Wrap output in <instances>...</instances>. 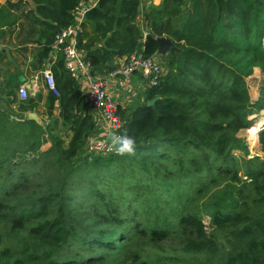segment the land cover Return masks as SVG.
<instances>
[{"label":"trees","instance_id":"16d2710c","mask_svg":"<svg viewBox=\"0 0 264 264\" xmlns=\"http://www.w3.org/2000/svg\"><path fill=\"white\" fill-rule=\"evenodd\" d=\"M34 1L41 16L36 17V22L42 26L39 39L45 41L42 56L47 59L53 49L56 34L74 21L72 11L81 2L89 0ZM189 3H186L185 13L182 12V6H186L185 0H163L160 8H151L146 14L149 30L144 37V32L136 23L141 0H100L96 7L86 13L87 24L94 25L97 35L87 41L79 37L78 46L86 51L93 73L105 75L117 70L118 66L112 63L115 56L132 55L135 52L152 57L159 49L158 37L167 36L173 40L175 47L163 56L167 73L157 86H149L146 102L121 116L123 126L119 134L126 130L135 138L138 150L140 148L143 151L139 150L140 153L135 158L125 159L128 169L122 171L123 176L119 181L121 183L125 180L131 188L135 187V193L140 194V202L144 204L145 210L150 206L148 204L158 201L152 206V210L162 211L167 206L185 208L184 197L192 189L198 188L199 178L208 181L211 178L208 174L212 173V169L219 170L223 177L232 176L235 180L241 179V173L242 177H247L242 182L245 181L243 185L249 189V197L258 196L255 200L258 208H254V203L247 202L248 205L244 206L253 211L244 216L237 210L231 212L212 204L209 207L205 203L200 204L201 207L195 212H192V208L185 209L182 214L183 222L196 226L203 234L204 229L206 230L203 216L209 215L212 224L219 230H224L228 225L236 228L233 231L229 228L225 230L232 251L221 264H264V212H261L264 207V158H247L245 154H234L235 150L247 149L241 143L238 132L252 124L247 118L250 113L245 109L247 103L241 102L249 100L248 83L241 71L213 55V52L222 47L227 48L229 55L236 51L256 53L260 50L264 55V0H191ZM27 5L22 0H7L5 5L0 4V20L8 17L11 8ZM210 15H214L213 20ZM250 17L255 19L254 23L249 22ZM217 28H221L222 34L227 37L223 41L226 45H218L215 41ZM236 31L242 36L247 34L249 42L246 46L238 45L245 38H238ZM101 41L103 44L98 45ZM247 57L251 58L249 55ZM256 63L254 61L252 65ZM250 66L249 63L248 67L251 68ZM53 71L60 95L50 92L49 113H52L54 104L58 101L64 125H69L73 131L66 150L69 156L67 159L71 160V156H76L85 149L88 137L97 128L86 94L66 68L63 54ZM203 73L208 74L206 79L201 78ZM153 99H156L155 103L149 105ZM35 103L36 98L29 97L20 100L19 106L22 111H27ZM16 124L30 125L37 129H41L42 125L27 117L19 123L8 122V118L0 114V169L7 173V177H0L3 178L2 181H9V178L16 175H26L16 185L18 187L32 180L29 178L30 171L25 172L21 167L33 163L36 157L29 158L31 154L27 152L38 150L34 142L26 148L12 150L13 145L7 142L20 134ZM47 128L51 130V127ZM55 129L54 126L52 130ZM30 131L23 138L33 140L32 136L44 135L46 130ZM258 135L264 152V128ZM41 153L40 156L45 155L44 152ZM111 156L122 157L119 154ZM62 161L63 158L60 157L56 163ZM127 171L131 173L127 174ZM135 173L139 174L136 178L131 176ZM130 190L124 188L121 196ZM55 195V192H50L38 197L43 210L54 203ZM128 202L130 201L123 198V212L127 209ZM109 203L112 202L106 200L107 206H110ZM17 212L16 219L20 222L29 214L19 213V207H14L12 216ZM105 218L118 223L125 219L109 212ZM72 221H75L74 217L69 220L65 215H58L31 226L32 235L49 246L44 255L33 256L34 264H75L76 261L71 260L68 252L72 251L74 245H79L80 239H86L89 245L112 247L114 240L109 238V230H101V235L92 239L84 235L89 231L88 226L80 227ZM214 245L213 240L208 244L191 240L188 248H195L197 251L209 248V251L216 252L218 250H214ZM13 264L23 262L16 260Z\"/></svg>","mask_w":264,"mask_h":264},{"label":"rangeland","instance_id":"374dc122","mask_svg":"<svg viewBox=\"0 0 264 264\" xmlns=\"http://www.w3.org/2000/svg\"><path fill=\"white\" fill-rule=\"evenodd\" d=\"M190 6L191 4L189 8ZM207 16L209 17V14ZM210 17L213 20L214 15ZM249 22L254 23L255 19L250 17ZM236 34L238 38H245L238 45L246 46L249 42L246 39L247 34L242 36L238 31ZM225 38L227 37L222 34L221 28H217L214 39L218 45H226L223 43ZM226 49L222 47L213 52V55L242 72L248 83L249 100L241 102L247 103L245 109L250 111L247 118L252 123L238 132L241 143L246 145L247 149L245 151L235 150L234 154H245L247 158L257 156L264 158L257 135L261 130L260 125L264 123V55L261 53L262 50L256 53L236 51L229 55ZM247 55L251 58L249 59ZM163 56H158L162 62ZM254 61L257 63L252 65ZM249 63L251 68L248 67ZM163 70L165 75L167 73L165 63H163ZM207 77V73L201 76L202 79ZM8 128H11L10 125ZM16 128L20 134L7 142L13 145L12 150L18 147L26 148L34 142L39 154L29 150L27 152L31 154L29 158L36 157L33 163L21 167L24 171H30L29 178L32 180L29 183L16 187L26 178V175L20 174L9 178V181H2L7 177V173L0 169V175L3 177H0V182L2 181L0 184V238L2 240L0 258L2 264H13L16 260L23 264H34L33 256L44 255L49 246L37 236L32 235L30 228L43 219H52L58 215H65L69 220L74 217L75 221L72 222H76L80 227L88 226L89 231L84 234L85 236L93 239L101 235V230L106 229L109 230L107 233L109 238L114 240L112 247H102L99 244L89 245L86 239H80L79 245H74L72 251L68 252L71 260L76 261L75 264H221L232 251L225 230L229 228L233 231L236 228L228 225L224 230H219L212 224L211 217L204 215L203 222L206 230L204 229L205 233L202 234L196 226L183 222L182 214L186 211L185 209L192 208V212H195L201 207L200 204L208 203L209 207L212 204L231 212L237 210L244 216H248L253 210L244 206L248 205L247 202L254 203V208H258L255 204L258 196L249 197V189L243 185L245 181H242L247 178L246 176L242 177L240 173L241 179L235 180L232 176L223 177L219 170L212 169V173L208 174L211 178L208 181L205 178H199L198 188L192 189L184 197L185 208L182 206L181 209H176L167 206L162 208V211L152 210L154 208L152 206L157 201L148 204L150 206L146 204L148 208L145 210L144 204L140 202V194L135 193V187L131 188L125 180L121 181L122 184L119 181L123 176L122 171L128 169V163L125 162L127 156L115 157L111 156L112 153H93L85 145V149L68 160L66 150L70 139L67 141L69 134L66 131H49L44 125L41 129H37L30 125L16 124ZM31 129L35 132L46 131L44 135H37V137L31 135L33 140L23 138L31 133ZM62 140L64 143H61ZM139 150L142 149L139 148ZM41 152L45 155L40 156ZM60 157L63 161L56 163ZM130 173L127 171V174ZM138 175L131 174L134 178ZM129 176H127V181ZM124 188L125 190L131 189V193L127 191L124 196H121ZM50 192H55L56 200L43 210L38 197ZM110 198L112 200H109ZM123 198L130 201L124 212ZM106 200L112 202L109 203L110 206L106 205ZM142 200H144V195ZM14 207H19V213L29 212V214L21 222L17 221L18 212L13 216L11 213ZM108 212L111 215L119 214L125 219L122 223L109 221L105 218ZM261 212H264V207ZM248 224L252 223L248 222ZM153 226H155L154 230ZM191 240L203 241V244H208L210 240H213L215 241L214 250L217 248L218 251L211 252L209 248L204 251H197L195 248L191 250L188 248ZM55 257L58 258L56 254Z\"/></svg>","mask_w":264,"mask_h":264},{"label":"crops","instance_id":"0c3cea01","mask_svg":"<svg viewBox=\"0 0 264 264\" xmlns=\"http://www.w3.org/2000/svg\"><path fill=\"white\" fill-rule=\"evenodd\" d=\"M22 1L28 5L11 8L8 17L5 20H0V114L5 115L8 122L19 123L26 117L29 118V114L34 112L38 116L36 122L45 127H51V131H53L54 126L56 127L55 132L66 131L69 134L68 141L72 138L73 131L69 125H64L58 101L55 102L52 113H49V94L51 90L45 78V73L48 71L52 72L55 77L53 70L59 58H61L62 52L52 49L49 58L46 59L42 56L45 41L39 39L42 26L36 22V17H41L37 11V3L34 0ZM99 1L89 0L85 3V6L92 9L98 5ZM6 2L7 0H0L1 5H5ZM162 3L163 0H141L136 23L144 32V37L147 36L149 30L146 18L147 12L151 8H160ZM186 3L189 2L185 1L186 6H182L183 13L187 11ZM76 9L72 11L73 22L82 19V29L78 34V41L79 37H82L84 41L90 40L97 35L94 25L87 24L86 14L81 17ZM102 44L103 41L98 43V45ZM84 52L86 53V51ZM159 55L162 54L157 52L155 56L158 57ZM130 56L131 54L115 56L112 63L119 68L127 62ZM113 72L105 75L94 74L106 80L108 90L117 101L122 116L123 113L126 114L135 109L140 103L147 101L146 92L149 85L140 74L136 73L128 85L123 87L119 83L122 79L121 76H114L112 75ZM23 85L28 88L29 96L27 98H36L33 108L27 111H22L19 106L20 100H25L19 93V89ZM79 85L81 90L86 93L88 83L83 82ZM93 120L97 129L88 139L92 136L102 137L106 134L104 128L94 118Z\"/></svg>","mask_w":264,"mask_h":264},{"label":"built area","instance_id":"2783aa9c","mask_svg":"<svg viewBox=\"0 0 264 264\" xmlns=\"http://www.w3.org/2000/svg\"><path fill=\"white\" fill-rule=\"evenodd\" d=\"M191 1V0H185ZM81 2L77 7V13L83 17L90 9ZM82 29V19L72 22L61 29L55 37L53 50L60 51L64 55L65 66L79 83H88L86 91L87 100L93 110V118L102 126L106 134L102 137L92 136L87 140L86 148L97 154H118L110 147L109 132L119 134L123 126V120L119 111V105L109 92L104 78L93 73V67L86 53L78 46V34ZM140 74L149 86H157L164 76L163 62L157 56L145 57L142 53L132 54L127 62L115 70L112 75L121 76L120 85L125 87L134 74ZM49 89L59 96L60 92L52 72L45 73ZM19 93L23 99L29 96L28 88L21 86Z\"/></svg>","mask_w":264,"mask_h":264},{"label":"clouds","instance_id":"9594fccd","mask_svg":"<svg viewBox=\"0 0 264 264\" xmlns=\"http://www.w3.org/2000/svg\"><path fill=\"white\" fill-rule=\"evenodd\" d=\"M108 139L110 147L113 148L119 155L135 158L138 156V145L134 137L130 136L125 130L117 134L109 132Z\"/></svg>","mask_w":264,"mask_h":264},{"label":"water","instance_id":"95a60500","mask_svg":"<svg viewBox=\"0 0 264 264\" xmlns=\"http://www.w3.org/2000/svg\"><path fill=\"white\" fill-rule=\"evenodd\" d=\"M158 42H159V49H158V53L165 55L167 54L172 48L175 47V43L173 42V40L169 37H158L157 38ZM156 99H153L149 102V105H153L155 103ZM29 118L33 119V120H37L38 116L36 113L31 112L29 114ZM264 128V123L260 125L259 129H263Z\"/></svg>","mask_w":264,"mask_h":264}]
</instances>
